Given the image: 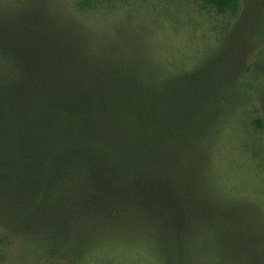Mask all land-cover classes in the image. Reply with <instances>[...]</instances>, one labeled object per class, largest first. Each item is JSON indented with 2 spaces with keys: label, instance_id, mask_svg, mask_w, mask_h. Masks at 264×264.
<instances>
[{
  "label": "trees",
  "instance_id": "obj_1",
  "mask_svg": "<svg viewBox=\"0 0 264 264\" xmlns=\"http://www.w3.org/2000/svg\"><path fill=\"white\" fill-rule=\"evenodd\" d=\"M181 1L218 13L239 9V0ZM3 33L0 216L15 213L14 222L209 221L198 154L212 135L207 118L216 98L192 72L159 78L122 51L96 55L54 38L43 51L23 45L41 44L31 35Z\"/></svg>",
  "mask_w": 264,
  "mask_h": 264
},
{
  "label": "rangeland",
  "instance_id": "obj_2",
  "mask_svg": "<svg viewBox=\"0 0 264 264\" xmlns=\"http://www.w3.org/2000/svg\"><path fill=\"white\" fill-rule=\"evenodd\" d=\"M77 3L0 0V30L31 35L41 44L23 45L43 51L52 38L96 55L122 51L159 78L192 72L216 98L212 135L198 154L212 215L208 222H14L5 211L0 264H264V0H239L235 14L181 0Z\"/></svg>",
  "mask_w": 264,
  "mask_h": 264
}]
</instances>
